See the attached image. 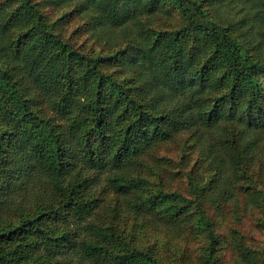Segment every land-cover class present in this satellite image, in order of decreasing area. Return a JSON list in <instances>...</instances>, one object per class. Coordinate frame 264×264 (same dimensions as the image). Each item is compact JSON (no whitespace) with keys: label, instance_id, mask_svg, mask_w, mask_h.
<instances>
[{"label":"trees","instance_id":"16d2710c","mask_svg":"<svg viewBox=\"0 0 264 264\" xmlns=\"http://www.w3.org/2000/svg\"><path fill=\"white\" fill-rule=\"evenodd\" d=\"M222 2L58 0L108 35L89 53L46 3L0 0V264H195L98 220L97 184L139 228L203 239L200 264L228 244L264 264V244L216 218L264 208V0H233L234 21ZM185 136L209 171L190 197L166 190L159 156Z\"/></svg>","mask_w":264,"mask_h":264},{"label":"rangeland","instance_id":"374dc122","mask_svg":"<svg viewBox=\"0 0 264 264\" xmlns=\"http://www.w3.org/2000/svg\"><path fill=\"white\" fill-rule=\"evenodd\" d=\"M56 2L58 0H55ZM40 3H46L45 12L48 14L51 22L60 21L58 24V31H62L65 40H70L76 47H82L86 52L92 53L96 50L104 53L107 52L110 47L108 46V35H100L99 32L88 31L87 19L71 17L69 11L73 6L64 5L62 3L56 4L54 0H37ZM221 8V15L223 18L231 20H238L236 3L233 4V0H223ZM220 9V8H219ZM64 19L67 22H64ZM101 37L100 45L95 43L97 37ZM182 143H174L161 150L159 156H166L169 160L174 162L169 172H165L164 181L166 184V190H178L183 192L184 195L190 197L189 179L190 177L198 180L209 176L208 167H205L200 159L198 147H192L191 143H188L186 136L183 137ZM191 147V148H190ZM258 166L262 168L264 165V156L257 157ZM208 165V164H207ZM166 167L164 170H167ZM163 170V171H164ZM193 172L190 174V172ZM155 183L157 181L155 180ZM163 186V184H161ZM93 191L96 198L101 201V208L98 211V220L106 222L108 225L116 227L124 234L133 232L138 237V243L144 246L149 244H156L158 249L165 255L176 257L184 256L188 257L195 264H200V257L206 253L205 243L203 239L195 238L194 236L189 238V241L183 238L174 237L168 230L163 228H139L138 223L133 216L124 214L119 203L110 193L107 187L102 184H97ZM107 188V189H106ZM165 189V188H164ZM232 202L224 206L223 210H216V218L222 223V228L219 227L220 233L230 235L233 229L240 231L241 235L246 238L250 247L259 250L264 244V208L262 210H248L239 207V211L232 206ZM243 214V216H242ZM238 217H242V221L239 222ZM221 261L218 264H236V255L232 246L228 244L225 249L220 251Z\"/></svg>","mask_w":264,"mask_h":264}]
</instances>
